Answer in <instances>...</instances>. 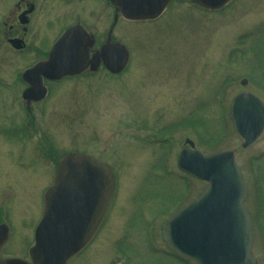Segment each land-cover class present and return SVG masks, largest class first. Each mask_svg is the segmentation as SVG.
Instances as JSON below:
<instances>
[{
    "label": "rangeland",
    "instance_id": "374dc122",
    "mask_svg": "<svg viewBox=\"0 0 264 264\" xmlns=\"http://www.w3.org/2000/svg\"><path fill=\"white\" fill-rule=\"evenodd\" d=\"M9 1L0 0V15ZM116 37L129 51L123 71L66 78L29 110L19 94L25 84L13 78L38 53L0 50V221L10 226L0 258L23 254L40 189L74 150L110 167L113 190L95 239L69 264H195L168 255L159 230L204 183L176 166L189 138L202 153L232 150L247 183L244 204L258 222L253 264H264V136L242 147L228 119L240 91L264 103V0H231L213 11L176 0L154 21L118 25ZM147 233L154 249L145 247Z\"/></svg>",
    "mask_w": 264,
    "mask_h": 264
},
{
    "label": "water",
    "instance_id": "95a60500",
    "mask_svg": "<svg viewBox=\"0 0 264 264\" xmlns=\"http://www.w3.org/2000/svg\"><path fill=\"white\" fill-rule=\"evenodd\" d=\"M123 17L154 18L169 0H110ZM218 9L229 0H192ZM81 36L67 31L54 44L49 58L24 73L60 77L81 71L99 60L110 72H119L128 59L126 48L106 43L90 59L86 58ZM24 90L26 99L43 96L39 83ZM234 131L246 147L264 133V104L248 92L237 94L230 104ZM192 146V142L185 140ZM180 170L206 183L197 197L166 219L161 226L166 246L183 260L197 264H252L253 239L250 218L242 204L246 188L231 151L201 153L183 148L177 158ZM112 174L101 161L82 153L64 155L53 183L43 195L44 208L36 227L35 244L29 249L33 264H65L96 229L112 190ZM7 237V226L0 223V245ZM0 264H29L19 258L0 259Z\"/></svg>",
    "mask_w": 264,
    "mask_h": 264
},
{
    "label": "flooded vegetation",
    "instance_id": "af4514ba",
    "mask_svg": "<svg viewBox=\"0 0 264 264\" xmlns=\"http://www.w3.org/2000/svg\"><path fill=\"white\" fill-rule=\"evenodd\" d=\"M175 1L176 0H171L167 4L161 15H163L170 8V5ZM186 1L192 6L200 8L197 5L190 3L188 0ZM200 9L204 10L202 8ZM161 15L159 17H161ZM159 17H157L156 19H158ZM156 19H125L120 15L119 12L115 10L114 5L109 0H10L7 4V8L0 15V50L16 52L17 54L27 53L31 50L34 51V53H38V56L35 57L28 65H25L22 70L17 73L18 75L13 78L14 81L19 79L24 82L21 77V72L25 68L31 66L33 63L46 59L54 41L68 29H73V31H75V34H80L83 37V40L85 42V53L88 57H90L106 42L119 41L121 43H124L120 38L119 40L116 37V30L118 29V25H128L132 23L145 24ZM59 20H61L62 23L53 28L52 32L48 36H45L44 33L46 32V28L51 25L50 23H52L53 21L57 23ZM100 23L102 24L101 28H99L98 26ZM44 24L45 26H43ZM100 70L112 74L108 72L101 63H99V65L93 70H91L89 65H87V67L80 73L70 76H63L59 79H47L45 77H42L41 83L46 89L44 98H47V96H49L52 88L51 86L57 84L58 82L74 76L92 75ZM24 84L25 86L23 87V89L28 85L26 82H24ZM23 89H21V91ZM21 91L20 93L18 91L20 96ZM40 100H24L25 109L29 110L31 102L33 103ZM43 190L44 188L40 189V193ZM106 211L100 224L96 228L87 244L76 254L72 255L66 261V264H69L76 257H78L82 250H84V248L95 239L96 234L104 221ZM248 213L253 219L252 211L248 209ZM36 222H34L33 226L30 228V236L28 241L29 243L27 242V245L23 248V254H12L9 257H20L30 261V258L27 254V249L33 242V233ZM9 234L10 227L8 231V237ZM6 240L3 242V244L6 243ZM145 242V247L147 249L149 247H152L146 238ZM3 244L1 245V247L4 246Z\"/></svg>",
    "mask_w": 264,
    "mask_h": 264
}]
</instances>
